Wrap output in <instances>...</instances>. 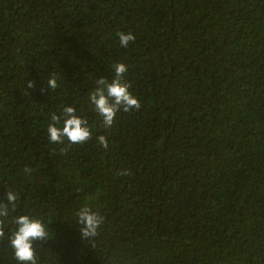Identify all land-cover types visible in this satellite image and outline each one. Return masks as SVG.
Instances as JSON below:
<instances>
[{"label":"trees","instance_id":"1","mask_svg":"<svg viewBox=\"0 0 264 264\" xmlns=\"http://www.w3.org/2000/svg\"><path fill=\"white\" fill-rule=\"evenodd\" d=\"M117 63L141 107L105 128L89 97ZM69 106L84 144L48 137ZM8 191L0 264H20L21 215L48 232L38 264H264V0H0V203ZM84 206L105 218L93 242Z\"/></svg>","mask_w":264,"mask_h":264},{"label":"clouds","instance_id":"2","mask_svg":"<svg viewBox=\"0 0 264 264\" xmlns=\"http://www.w3.org/2000/svg\"><path fill=\"white\" fill-rule=\"evenodd\" d=\"M117 36L121 47H128L130 42L135 41V36L131 33L118 32ZM114 78L109 81L101 77L96 81V88L91 92L89 100L94 106L95 112L102 117L105 128H111L116 120L117 113L123 111L130 113L133 109L139 110L141 104L129 89L131 84L125 80L127 66L123 63L113 65ZM51 89L58 87L55 77L47 81ZM35 86L34 81H29L28 87ZM51 122L48 124L47 133L52 143H64L67 140L69 146L84 144L92 138L87 119H83L76 114L74 107H65L63 117L58 114H50ZM62 126H57L61 125ZM99 145L104 149L109 147L105 136L97 137ZM67 148L61 149L64 153ZM25 173L30 174L31 168H25ZM124 173H122L123 175ZM18 196L13 191L7 193V203H0V218L9 215V205L15 210ZM79 231L82 239L91 240L99 235V230L104 224L105 218L99 212L93 211L90 207L84 206L77 212ZM13 223L16 225L15 231L9 237L10 247L13 249L14 258L20 264H38V258L34 248V242L48 241V232L45 225L39 219L30 218L28 215L15 217ZM5 237L3 220H0V239ZM94 245V244H93Z\"/></svg>","mask_w":264,"mask_h":264}]
</instances>
